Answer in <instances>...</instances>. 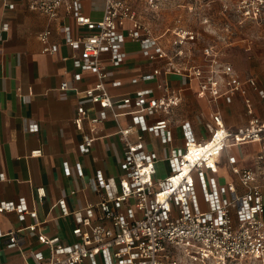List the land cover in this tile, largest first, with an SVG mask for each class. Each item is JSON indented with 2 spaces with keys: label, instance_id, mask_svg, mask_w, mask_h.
Segmentation results:
<instances>
[{
  "label": "built area",
  "instance_id": "built-area-1",
  "mask_svg": "<svg viewBox=\"0 0 264 264\" xmlns=\"http://www.w3.org/2000/svg\"><path fill=\"white\" fill-rule=\"evenodd\" d=\"M26 1L31 9L50 18L58 17L64 8L79 27L87 29L86 33H74L70 25L63 27L66 43L76 51L72 57L74 65L97 75L96 83L84 90V96L99 104L100 110L92 114L80 105L73 119L83 128L78 148L82 154L90 153L101 137L100 124L111 115L118 124L124 156L117 184L103 170H96V186L101 195L98 203L72 210L65 198L58 201L62 216L74 217L67 238L43 233L39 210L26 197L1 201L0 214L15 212L20 221L33 219L30 224L8 230L0 224V238H7V247L23 249L22 234L29 231L39 234L49 247V254L33 250L34 262L26 264H264V120L256 115L251 99L246 98L248 124L231 129L217 106L220 100L232 102L245 84L264 98V89L259 88L256 79L242 78L215 43H206L201 49V61L195 62L196 43L202 33L185 26L183 19L177 17L172 27L157 35L141 19L134 0H105L104 13L98 19L84 12L83 0ZM138 1L154 19L160 20L159 14L172 0ZM220 1L221 22L201 10V25L217 38L224 39L221 29L230 31L235 23L264 24V0ZM3 2L0 0V10ZM204 5L202 2L201 7ZM1 29L8 31L9 23L4 22ZM52 34L51 28L38 34L44 53L59 50L51 40ZM164 37L168 44L163 42ZM128 39L140 44L146 58L162 62L132 81H157L161 92L142 88L116 101L106 87L109 73L102 55L109 54L107 60L113 66L122 65L127 58L124 43ZM169 73L196 82L199 94L216 107L209 138H197L193 125L184 119L183 144L175 143L171 115L181 95L164 78L159 79ZM81 77L78 72L74 78ZM121 84L120 80L113 81L115 86ZM69 87L67 80L60 86L62 90ZM121 115H129L130 123L122 125ZM85 122L87 129L83 127ZM30 130L39 131V124L33 123ZM147 131L169 146L165 157L146 148L142 134ZM134 134H138V139H133ZM244 142L260 143L256 165L239 167L229 156L227 162L237 180L221 182L218 173L223 155L231 146ZM41 155V148L31 152V156ZM160 162L168 165L165 176L159 175ZM63 170L67 176L74 170L84 176L81 162L71 165L64 161ZM0 179L5 180V174L1 173ZM46 197V187H36V201L44 202Z\"/></svg>",
  "mask_w": 264,
  "mask_h": 264
},
{
  "label": "crops",
  "instance_id": "crops-1",
  "mask_svg": "<svg viewBox=\"0 0 264 264\" xmlns=\"http://www.w3.org/2000/svg\"><path fill=\"white\" fill-rule=\"evenodd\" d=\"M178 1L172 0L166 6L165 12L173 22H166L158 26L157 20L149 17L144 11L142 1L134 0L143 21L154 28L155 34L161 35L173 26L177 17H183L185 9L178 16L175 6ZM212 4V17L222 21V2L210 0ZM209 1V2H210ZM84 12L93 18H101L105 9V0H83ZM189 10L191 5L182 4ZM210 7V5H209ZM208 7V8H209ZM142 9V10H141ZM142 11V12H141ZM180 11V10H179ZM145 12V13H144ZM175 16H169L170 14ZM9 23V30L2 31V24ZM183 24L195 29L189 22ZM64 25H70L74 33L87 32L85 27H79L73 16L66 14L64 8L56 18L35 11L28 6L26 0H4L0 10V174L6 176L0 179V202L18 200L26 197L31 205H36L42 223L40 230L46 235L67 238L74 226L73 215L62 216L58 201L65 198L70 209H78L87 204H96L101 195L96 186L95 172L104 171L108 178H113L117 184L120 163L124 156V143L118 135L117 121L110 115L100 124L101 137L98 138L90 153L82 154L78 144L82 139L83 128L73 122L77 109L84 105L92 114L100 110V105L84 96V90L97 81V75L92 71H82L74 65L73 55L76 51L70 47L64 38ZM158 26V27H157ZM51 28V40L57 43V53L42 52V43L39 32ZM159 28V29H158ZM199 29V27H198ZM196 29V30H198ZM201 29L204 27L201 25ZM200 31V30H199ZM224 39L212 37L211 42L217 46L231 47V55L223 53L222 57L234 64L235 69L242 78L254 77L260 89H264V24L256 25L245 23L234 24L230 30L221 29ZM163 42L168 44L165 37ZM199 40L197 41V43ZM196 43V44H197ZM127 52L125 62L120 66H113L107 59L109 54H103L109 78L106 87L116 101L124 95L132 94L142 88H153L160 93L157 81L139 80L133 78L150 73L161 61H151L146 58L137 41L128 39L124 43ZM200 52V51H199ZM67 57V59H63ZM195 62L201 61L200 55H195ZM80 72L82 77L76 80L75 74ZM174 92L181 95V101L171 115L172 130L175 143L182 145L184 141L181 122L187 119L192 125L195 135L199 139H207L211 135L210 125L213 123V111L216 108L210 105L199 94L196 82L176 73L162 75ZM69 81L70 87L66 90L60 88L63 81ZM114 80H120L121 85H113ZM246 98H250L257 116L264 120V98L249 84L244 90L234 96L232 102L219 101L218 107L222 111L226 125L231 129L246 126L249 121ZM186 102L196 107L190 116L175 118L180 108ZM199 103L200 108H199ZM122 110V109H121ZM151 120V119H149ZM33 123L39 124V131H31ZM120 123H130L129 115H121ZM85 129L89 127L85 122ZM147 149H155L161 157L169 152V146L163 144L159 138L147 131L142 134ZM138 139V134L133 135ZM41 148V156H31V152ZM260 150L259 142H244L231 146L222 157L218 177L221 182L236 181V175L231 171L227 162L228 157L235 159L239 167H254ZM69 161L71 165L81 162L84 167V176H79L74 170L67 176L63 170V162ZM166 162H160L159 167ZM45 186L47 197L44 202L35 198V189ZM76 189L77 193H71ZM33 221L27 217L20 221L17 213L0 214V224L4 230L15 228L21 224L27 225ZM22 238L23 249L7 247V238H0V264H26L33 263L31 251L41 250L49 254V247L44 244L37 232L24 231ZM102 264V263H100Z\"/></svg>",
  "mask_w": 264,
  "mask_h": 264
},
{
  "label": "rangeland",
  "instance_id": "rangeland-1",
  "mask_svg": "<svg viewBox=\"0 0 264 264\" xmlns=\"http://www.w3.org/2000/svg\"><path fill=\"white\" fill-rule=\"evenodd\" d=\"M209 1L210 0H206L204 7H201V3L203 2V0H181V1H178L177 4H176V6H175L176 8H175L174 11L175 12H178L177 13L178 16L180 14H182V13H180L182 11L181 9H185L184 10L185 11V14H183V17H181V18L184 19L185 22H189L191 24V26L195 27V29H198V27H199V29L197 31L200 30L199 32L202 33V35L200 34V36H199V42L196 44L195 55H200L201 49L204 47V45L206 43H208V42H211V40H209V38L212 39V37L215 36L214 34H210L206 30L201 29V10L204 9L207 13H209L212 16L211 13H212V10H213V8H212L213 7L212 6L213 3L210 1V4H209L210 7L209 8L206 5ZM182 4H187V5L193 6L194 7V10L192 12H189L188 10H186L185 7H181ZM143 5L144 4H142V6ZM144 11H145V9H144ZM162 12H165V10L162 11ZM146 13H147V15L149 17H152L153 18V14L148 13V12H146ZM173 15L175 16V13L174 14L172 13L169 16L171 17ZM160 17H161L160 20L159 19L158 20L157 19H154V20H157L158 26H162L164 23L173 22L174 21L173 20L174 18H169L164 13L163 14L160 13L159 14V18ZM166 20H167V22H166ZM218 40H221V39L218 38ZM222 45H223L222 43H219L218 46L216 44L217 48L220 49L223 53L225 52V54H227L228 56L231 55L232 54L231 47L225 46V45L222 46ZM200 105L201 104L199 103V108H200ZM194 108H196V107L193 104H192V106H190V103L189 102H186L185 105L182 108H180V110L178 111V113L175 115V118H179L180 119V118L185 117V116L186 117L187 116H190L192 114V111H193ZM167 173H168V169L165 168V164L163 163V165H161V167H160L159 175L160 176H165V175H167Z\"/></svg>",
  "mask_w": 264,
  "mask_h": 264
},
{
  "label": "flooded vegetation",
  "instance_id": "flooded-vegetation-1",
  "mask_svg": "<svg viewBox=\"0 0 264 264\" xmlns=\"http://www.w3.org/2000/svg\"><path fill=\"white\" fill-rule=\"evenodd\" d=\"M205 2H206V0L205 1L203 0V3H205Z\"/></svg>",
  "mask_w": 264,
  "mask_h": 264
}]
</instances>
